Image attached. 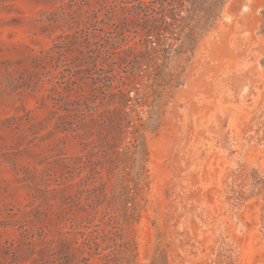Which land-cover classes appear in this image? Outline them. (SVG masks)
Here are the masks:
<instances>
[{
    "label": "rangeland",
    "instance_id": "rangeland-1",
    "mask_svg": "<svg viewBox=\"0 0 264 264\" xmlns=\"http://www.w3.org/2000/svg\"><path fill=\"white\" fill-rule=\"evenodd\" d=\"M136 1L31 67L78 25L0 0V264H264V0H183L138 62Z\"/></svg>",
    "mask_w": 264,
    "mask_h": 264
},
{
    "label": "trees",
    "instance_id": "trees-1",
    "mask_svg": "<svg viewBox=\"0 0 264 264\" xmlns=\"http://www.w3.org/2000/svg\"><path fill=\"white\" fill-rule=\"evenodd\" d=\"M87 1L86 9L77 7L73 13H70V10L76 5L75 0H68L67 3L65 0H61L59 8L46 18L45 21L47 22V25L43 28V32L52 28L53 25H60L62 28L65 26L67 30H70L68 28H70L71 23L76 22V25L78 26L73 34L66 35L63 33V35L58 36L57 39L52 42V47L47 52L42 53L41 57L33 58L31 67H36L42 64L47 58L52 59L58 57L61 51H63L69 44H79L81 41L79 37L80 32L84 31L86 33V40H88L89 37L93 39L97 38L94 33L89 31L95 30L94 26L98 23L99 12L104 9L105 6L99 4V9H92V2L97 3L98 0ZM183 4V0H137L135 3H131L128 8H123L124 10L129 11V21L126 19V22H134L130 17L140 20V25L137 26H139L143 33L136 41L135 47L128 48L135 62H138L139 59H143L147 53L157 54L160 52L157 43L162 33L171 27L173 23L179 21V10ZM96 45H99L102 50L99 51L96 58H90L95 64V67L97 59L100 60L106 54L102 44L96 43ZM99 64V68L102 70L105 63L100 62ZM53 94L52 91H49L48 95L40 99L41 103H45L47 99L53 101ZM113 96L115 97V103L121 104L124 103L123 101L126 99L127 95L124 94V90H121L118 93H114Z\"/></svg>",
    "mask_w": 264,
    "mask_h": 264
}]
</instances>
